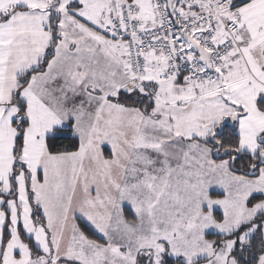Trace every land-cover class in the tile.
Masks as SVG:
<instances>
[{"label": "snow or ice", "instance_id": "1", "mask_svg": "<svg viewBox=\"0 0 264 264\" xmlns=\"http://www.w3.org/2000/svg\"><path fill=\"white\" fill-rule=\"evenodd\" d=\"M0 264H264V0H0Z\"/></svg>", "mask_w": 264, "mask_h": 264}]
</instances>
